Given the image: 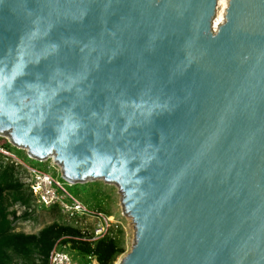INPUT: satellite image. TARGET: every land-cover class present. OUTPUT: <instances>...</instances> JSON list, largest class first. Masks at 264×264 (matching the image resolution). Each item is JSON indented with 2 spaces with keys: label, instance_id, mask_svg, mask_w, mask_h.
<instances>
[{
  "label": "water",
  "instance_id": "water-1",
  "mask_svg": "<svg viewBox=\"0 0 264 264\" xmlns=\"http://www.w3.org/2000/svg\"><path fill=\"white\" fill-rule=\"evenodd\" d=\"M0 0V135L113 183L117 264H264V0Z\"/></svg>",
  "mask_w": 264,
  "mask_h": 264
},
{
  "label": "trees",
  "instance_id": "trees-1",
  "mask_svg": "<svg viewBox=\"0 0 264 264\" xmlns=\"http://www.w3.org/2000/svg\"><path fill=\"white\" fill-rule=\"evenodd\" d=\"M9 200L23 204L31 200L28 189L15 177L13 166L0 169V264H48L49 252L58 244L67 246L80 264H93L91 259L95 264H113L125 251L122 236L117 234L119 231L121 235L122 229L115 233L110 230L96 239L78 227L57 221L36 233L16 231L8 212Z\"/></svg>",
  "mask_w": 264,
  "mask_h": 264
},
{
  "label": "built area",
  "instance_id": "built-area-1",
  "mask_svg": "<svg viewBox=\"0 0 264 264\" xmlns=\"http://www.w3.org/2000/svg\"><path fill=\"white\" fill-rule=\"evenodd\" d=\"M5 140L7 141V145H4ZM12 146L14 145L6 137L0 135V155L8 159V161L0 159V168L13 166L15 177L18 178L31 194V202L28 204H23L22 202L12 204L13 218L15 220L22 218V215L25 213L27 215L32 213L34 207L48 208L56 206L67 223L78 227L83 233L86 232L83 230L84 226H82V222L94 219L97 224L92 230L91 235L93 237L91 239L108 234L113 227L114 229L120 227L117 225L120 222L114 220L113 216L103 213L98 207L87 206L83 201L74 196L65 187L63 182L53 177L51 173L24 162V160L12 152L10 149ZM26 154L27 157L32 158L28 155L27 151ZM55 165L57 164L52 160L50 167L55 168ZM68 184L72 185L70 182ZM48 264H80V262L72 253L65 251V247L58 248L55 245L49 252ZM93 264H95V261H93Z\"/></svg>",
  "mask_w": 264,
  "mask_h": 264
},
{
  "label": "rangeland",
  "instance_id": "rangeland-1",
  "mask_svg": "<svg viewBox=\"0 0 264 264\" xmlns=\"http://www.w3.org/2000/svg\"><path fill=\"white\" fill-rule=\"evenodd\" d=\"M219 6H218L215 22L217 21V18H219V16H221V18H223L224 20L226 6L223 7L221 3ZM223 20H221L220 23H222ZM4 145H7L6 140ZM10 149L16 156H19L22 160H24V162H26L30 166L37 167L38 169L45 170L51 173L53 177L63 182L65 187L74 196H76L81 201H83V203H85L87 206L98 207L100 211H102L107 215L113 216L114 220H118L120 222V224H117L120 227L115 229L114 227L111 228V230H113L112 233H115L114 230L117 229L123 230L122 231L123 233H121V235L119 231L117 232V234L120 237L122 236L125 251L120 256H118L117 259L114 261L113 264H117L118 261L124 256V254H126L130 250L131 245L133 243V225L131 223L130 218L126 216L125 213L123 214L122 205L120 201L121 194L118 188L113 183H107L102 181L101 179L78 182L76 184L69 185L68 182H66L61 177L60 168L58 165H55L54 166L55 168L50 167L52 161L51 158L38 161L36 159L27 157L26 151L24 149H19L15 146L10 147ZM0 159H4L5 161H8L7 158L5 159V156L0 155ZM12 204H14V202L9 200L8 212L10 213V218L12 219V225L16 231H22L26 233H36L44 225L49 224L53 221L68 224L67 221L64 219V216L60 213L59 209H57L56 207L55 208L34 207L32 213L26 215L25 217H23L24 216L23 214L22 218H18L15 220L12 214V210H13V207H11ZM82 223H83L82 226H84L83 230L89 234H92V230L95 228L97 224V222L94 219L84 220ZM57 247L58 248L65 247V251L72 253V251L67 246L64 245L61 246L60 244H58ZM91 261L93 262V259H91Z\"/></svg>",
  "mask_w": 264,
  "mask_h": 264
},
{
  "label": "bare ground",
  "instance_id": "bare-ground-1",
  "mask_svg": "<svg viewBox=\"0 0 264 264\" xmlns=\"http://www.w3.org/2000/svg\"><path fill=\"white\" fill-rule=\"evenodd\" d=\"M227 0H218L217 1V5H216V10H215V18L213 20V25H214V28H216L218 26V23L221 22V20H223V18H221V16H219V18H217V21L215 22V19H216V15H217V11H218V6L220 5V3L223 5V7L227 6ZM220 7V6H219ZM226 9V7H225ZM223 22V21H222ZM221 24V23H220Z\"/></svg>",
  "mask_w": 264,
  "mask_h": 264
},
{
  "label": "clouds",
  "instance_id": "clouds-1",
  "mask_svg": "<svg viewBox=\"0 0 264 264\" xmlns=\"http://www.w3.org/2000/svg\"><path fill=\"white\" fill-rule=\"evenodd\" d=\"M15 203V202H14ZM13 213V212H12Z\"/></svg>",
  "mask_w": 264,
  "mask_h": 264
}]
</instances>
